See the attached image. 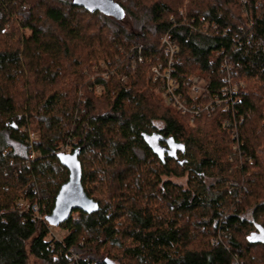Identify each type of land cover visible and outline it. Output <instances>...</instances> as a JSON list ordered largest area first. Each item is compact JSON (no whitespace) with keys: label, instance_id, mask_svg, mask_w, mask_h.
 <instances>
[{"label":"trees","instance_id":"obj_1","mask_svg":"<svg viewBox=\"0 0 264 264\" xmlns=\"http://www.w3.org/2000/svg\"><path fill=\"white\" fill-rule=\"evenodd\" d=\"M110 1L0 0V264H264V0ZM76 153L96 211L53 243Z\"/></svg>","mask_w":264,"mask_h":264},{"label":"water","instance_id":"obj_2","mask_svg":"<svg viewBox=\"0 0 264 264\" xmlns=\"http://www.w3.org/2000/svg\"><path fill=\"white\" fill-rule=\"evenodd\" d=\"M73 6L90 14H101L119 23L125 19L123 9L110 0H73ZM78 157L79 153H76L70 158L62 159V165L70 172V180L61 189L52 215L46 218L51 227H61L71 219L74 212L91 215L96 211V205L87 198L82 188V170Z\"/></svg>","mask_w":264,"mask_h":264},{"label":"built area","instance_id":"obj_3","mask_svg":"<svg viewBox=\"0 0 264 264\" xmlns=\"http://www.w3.org/2000/svg\"><path fill=\"white\" fill-rule=\"evenodd\" d=\"M162 42H163V46L165 47L166 53H168L172 59V57L174 56V53H175L172 44L170 43V41H168L167 38H165ZM96 68L97 67L94 66V69H96ZM172 73L173 72L171 70V62L169 64V67L167 70H163L162 66L153 70L155 81H160L163 84V87L161 88V90L159 92L162 95H164L165 97H170L172 100L175 101L176 86L171 79ZM103 77H104V79H107V76H103ZM193 82L195 84L198 83L197 80H194ZM195 92L198 93L199 89H196ZM29 140L31 143H35V142L39 141V138H37L34 134H32V135H30ZM65 153L70 154L69 148L62 149L60 152V154H62V155ZM31 157H32L31 160L35 159L34 155ZM19 208L20 209L23 208L21 213H25V214L31 213L32 218H34L35 221H39V222L43 221V219L39 215V212L37 211V206L28 205L26 207L20 206ZM71 219L72 220H78L79 214L73 213L71 216ZM47 226H48L47 230H48V234H49V241H52L53 243H63L64 239L67 237L66 232L63 231L60 227L55 228V227L49 226L48 224H47ZM75 259L77 260V257L74 256V260Z\"/></svg>","mask_w":264,"mask_h":264},{"label":"rangeland","instance_id":"obj_4","mask_svg":"<svg viewBox=\"0 0 264 264\" xmlns=\"http://www.w3.org/2000/svg\"><path fill=\"white\" fill-rule=\"evenodd\" d=\"M94 66H96V65H94ZM37 138H39L38 136H36ZM66 235H67V233H66Z\"/></svg>","mask_w":264,"mask_h":264}]
</instances>
